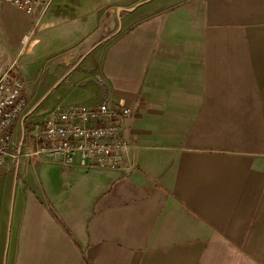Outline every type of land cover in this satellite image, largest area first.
Here are the masks:
<instances>
[{"label":"crops","instance_id":"obj_1","mask_svg":"<svg viewBox=\"0 0 264 264\" xmlns=\"http://www.w3.org/2000/svg\"><path fill=\"white\" fill-rule=\"evenodd\" d=\"M172 1L128 0L77 23L61 6L29 17L0 4V77L42 24L29 51L41 83L26 87L14 141L73 74L80 91L55 101L129 107L135 163L0 172V264H264V0ZM35 170L50 178L39 194Z\"/></svg>","mask_w":264,"mask_h":264},{"label":"built area","instance_id":"obj_2","mask_svg":"<svg viewBox=\"0 0 264 264\" xmlns=\"http://www.w3.org/2000/svg\"><path fill=\"white\" fill-rule=\"evenodd\" d=\"M49 2L0 0V4L11 5L29 17L37 7L41 9V16ZM32 25L31 33L36 22ZM26 39L22 40V45ZM18 57L0 77V172L12 170L18 174L23 162L30 164L35 160L66 171L75 167L84 171L135 169L124 137L131 110L108 101L94 107H57L45 111L38 120L26 121L22 139L15 142L14 125L25 115L28 105L27 82L19 73Z\"/></svg>","mask_w":264,"mask_h":264},{"label":"rangeland","instance_id":"obj_3","mask_svg":"<svg viewBox=\"0 0 264 264\" xmlns=\"http://www.w3.org/2000/svg\"><path fill=\"white\" fill-rule=\"evenodd\" d=\"M128 0H50L48 3V6L45 10L48 12L50 10H56V6H61L64 8V11L66 12L65 14L70 16L73 13V23H77L79 20L76 21L78 18V15H86L92 10H97L101 11L104 9L113 8L116 9V5L118 4H123L124 2H127ZM145 0H143L144 2ZM179 0H173L172 3L176 4L177 6ZM180 5L185 11H188V9L192 10V0H183L180 1ZM45 11V12H47ZM34 21L36 22L35 29L28 37L26 42L20 46V51L17 52L18 57V64L20 66V75L23 77V79L27 82L26 87L30 91L35 90L36 88L40 87L41 83V74L39 73V69L41 67L42 62L36 61L34 64H32L31 60L34 59H29V51L31 49H38L40 47V44L38 43L39 41V36L42 30V24L38 23V20L35 18ZM76 21V22H75ZM32 30H33V25H32ZM89 29H85L83 32L88 34ZM87 41V40H86ZM102 48L99 47L95 52L93 53V57L87 58L82 64V68H87L89 65L93 66V61L97 62L99 60V56L101 54ZM0 53H1V47H0ZM3 60H6L7 54L5 51L1 53ZM32 58V57H30ZM42 88V87H41ZM80 87H73V74L67 77L65 80H62V82H59L55 89L52 92V95L45 100L40 106L39 109H37L36 112L42 110L43 108L50 107L48 108L47 111H51L54 108L57 107H65L66 104L69 102H61V101H55L56 98H61V99H71L73 98V93L79 92ZM66 107H73V106H66ZM38 114V113H36ZM31 120H36L35 117L31 118ZM37 161V160H35ZM34 161V162H35ZM49 165V164H48ZM52 165V164H51ZM55 167L59 170H61L57 166H52ZM62 171V170H61ZM32 174V180L34 181V191L36 194H39L41 192V185L40 182L45 186L50 182V178L48 175L45 173H41V176H39V173L35 170L31 172ZM64 175H67L64 173ZM70 187V184L68 185ZM68 188H62V193L67 194ZM66 196V195H64Z\"/></svg>","mask_w":264,"mask_h":264}]
</instances>
